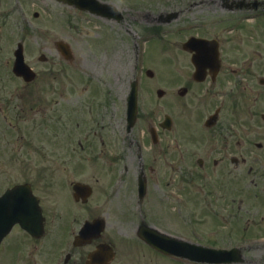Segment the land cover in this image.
Instances as JSON below:
<instances>
[{"label":"flooded vegetation","instance_id":"flooded-vegetation-1","mask_svg":"<svg viewBox=\"0 0 264 264\" xmlns=\"http://www.w3.org/2000/svg\"><path fill=\"white\" fill-rule=\"evenodd\" d=\"M99 1L120 9L116 22L126 15L137 19L131 15L137 11L127 12L115 0ZM216 2L227 14L216 20L218 33L207 36L214 40L219 58L214 64L206 61L204 77L194 76L192 63L194 69L186 74L182 86L165 92L162 115L157 108L145 112L139 96V113L131 129L126 113L129 92L124 95L125 114L117 125L122 141L116 145L120 147L127 134L138 127L140 160L135 188L122 187L120 172L118 186L102 191L92 187L86 201L76 198V181L71 175H77V136L83 131L85 144L81 142V149L92 150L98 140L102 145L108 142L110 124L105 119L107 111H102L103 121L97 125L83 119L79 123L70 112L64 117L59 114L55 151L59 161L71 164L70 175L59 169L48 177L47 171H38L39 179L43 178L42 195L36 180L14 183L32 184L43 215V234L33 235L15 224L0 245V264H117L130 250H136L148 264H155L160 257L177 264H214L189 261L194 252L205 254L200 247L237 248L244 259L242 263L221 264H251L254 256L264 258V243L258 241L264 240V25L259 26L264 20V0ZM178 16L179 12H166L150 20L165 23ZM22 18L26 19L24 13ZM189 54L192 62L194 52ZM67 78L76 88L78 82L72 75ZM181 87L185 88L183 93ZM65 93L57 92L56 102L66 103L62 98ZM154 99L144 103L152 104ZM96 102L98 111L103 103ZM179 103L181 109L176 112ZM30 110L22 107L18 113ZM148 113L152 117L145 116ZM167 117L170 122L166 125L163 120ZM100 149L98 155L106 152ZM106 158L110 161V155ZM157 178H163L166 185L155 183ZM239 179L245 180V185ZM140 180L146 186H139ZM47 184L55 186L52 191H42ZM86 224L90 228L83 233ZM142 261L139 259L138 264Z\"/></svg>","mask_w":264,"mask_h":264},{"label":"rangeland","instance_id":"rangeland-1","mask_svg":"<svg viewBox=\"0 0 264 264\" xmlns=\"http://www.w3.org/2000/svg\"><path fill=\"white\" fill-rule=\"evenodd\" d=\"M115 2L126 7L127 12L142 11L131 14L137 19L126 15L124 20L116 22L87 12L80 13L56 0H0V193L15 182L26 180H36L39 191L43 186V178L39 179L37 175L39 168L47 170L48 177L59 169L70 175L71 164L59 161L54 146L59 139L56 124L60 117L57 116L61 114L64 117L65 112L72 113L79 123L83 119L86 123L97 125V121H103L102 111H107L105 119L110 124L108 142L102 145L98 140L97 148L92 150L81 149V142L85 144V141L82 140L84 132L79 130L77 175H71L73 180L90 183L102 191L118 186L121 172L122 187L135 188L140 160L136 146L138 127L127 134L120 147L116 145L122 141L118 138L117 125L118 118L125 114L122 108L124 95L129 92L136 75H141L139 96L144 111L157 108L159 115L164 114L165 96L158 97L157 89L177 90L186 74L194 69L191 55L182 48V41L192 35L215 36L218 33L217 18L226 16L227 12L221 11L216 0H154L150 6L144 0ZM173 10L178 11L179 16L168 23L150 20ZM36 11L39 12L38 18L33 17ZM225 21L223 19L222 23ZM259 24L263 26L264 20ZM155 27L163 29L162 32L154 34L151 29ZM21 33L25 35L26 61L38 73V79L28 87L12 71L13 51L22 37ZM222 33L230 35L229 32ZM57 39L70 43L76 61L70 63L61 56L53 43ZM139 51L142 52L141 57L138 56ZM43 53L48 57L47 62L39 60ZM62 68L64 72L60 71ZM147 69L154 72L153 77L146 74ZM66 75H72L78 82L76 88L69 85L71 80ZM60 91L66 92L62 96L66 103L56 102L59 97L57 92ZM176 95L180 98L179 94ZM150 97L155 98L152 104H145ZM96 100L103 103L98 111L94 107L98 104ZM22 105L27 109L32 107V111L18 113L17 122L14 117L18 108L15 106ZM180 109L179 103L176 112ZM145 116L152 117L151 113ZM22 142L29 144L21 146ZM100 148L107 153L98 155ZM107 155H110V161ZM22 161L27 163L23 167ZM160 180L153 179L159 186L166 185L165 181L162 183L163 178ZM238 182L245 185V180L239 179ZM54 187L47 184L42 191L50 192ZM39 194L42 195L40 191ZM235 228L238 235V225ZM140 256L136 250H130L121 255L117 264H138L139 259L142 261ZM141 264L148 262L142 261ZM155 264L177 263L160 257L155 259ZM251 264H264V258L254 256Z\"/></svg>","mask_w":264,"mask_h":264},{"label":"water","instance_id":"water-1","mask_svg":"<svg viewBox=\"0 0 264 264\" xmlns=\"http://www.w3.org/2000/svg\"><path fill=\"white\" fill-rule=\"evenodd\" d=\"M69 4L76 5L80 8L93 9L99 13H110L109 8L106 4H101L97 0H62ZM98 7V8H97ZM213 41L203 40V39H190L185 43L187 45L193 44L194 48L197 50V53L200 55L208 56L207 49L212 47ZM213 48V47H212ZM212 54H215V59H217V53L215 48L212 50ZM207 54H206V53ZM21 54V51H19ZM209 55L212 57L213 55ZM202 67H198L197 75L201 72L199 71ZM15 71L21 75H24L26 79H31L35 76V73L23 62V58L20 57L17 59V64L15 66ZM129 119L130 123L133 124L136 111H137V87L133 84L131 94L129 96ZM75 188L77 189H86L89 188L88 185L78 183ZM86 193H90L86 189ZM31 190L28 186L16 185L13 188L7 189L5 193L0 196V243L3 238L11 230L12 226L19 222L24 228L29 229L35 233L40 232V226L42 228V215L38 211L37 198L31 196ZM34 198V199H33ZM34 226V227H33ZM39 226V227H38ZM205 254L200 255L198 253L192 254L193 259L200 261H214V262H223V261H233L236 258H226L225 254H230L231 252L225 253L222 251L209 250L205 249Z\"/></svg>","mask_w":264,"mask_h":264}]
</instances>
